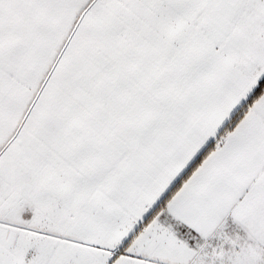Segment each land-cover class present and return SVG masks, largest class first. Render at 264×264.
Segmentation results:
<instances>
[{
    "label": "snow or ice",
    "instance_id": "snow-or-ice-1",
    "mask_svg": "<svg viewBox=\"0 0 264 264\" xmlns=\"http://www.w3.org/2000/svg\"><path fill=\"white\" fill-rule=\"evenodd\" d=\"M0 264H264V0H0Z\"/></svg>",
    "mask_w": 264,
    "mask_h": 264
}]
</instances>
